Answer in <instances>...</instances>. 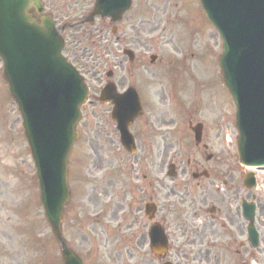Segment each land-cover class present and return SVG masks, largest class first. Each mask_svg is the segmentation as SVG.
<instances>
[{"label": "rangeland", "instance_id": "374dc122", "mask_svg": "<svg viewBox=\"0 0 264 264\" xmlns=\"http://www.w3.org/2000/svg\"><path fill=\"white\" fill-rule=\"evenodd\" d=\"M42 1L45 12L53 16L57 26L84 19L94 3V0ZM94 26V29L81 27L63 33L64 55L78 68L90 88V102L82 110V121L77 127L80 137L69 157L71 200L65 206L62 221L69 247L84 264L164 262L152 254L147 236L137 238L138 229L145 223L137 212L139 206L129 210L135 202V194L128 193L136 182L132 180H140L145 171L122 170L121 166L128 162L138 167V162H143L141 166L145 167L140 144L135 142V154L119 150L113 123L92 97L97 96L106 82V74L111 72L110 81L119 92L128 87L138 88L144 102L165 98L166 103H172V109L178 107L180 112H174L173 117L184 128L191 117L203 121L206 127L218 124L221 119L224 140L218 166L226 173L223 176L234 170V264H264V175H257L255 189L248 191L242 186L244 174L252 169L238 162L235 107L219 81L217 68L221 41L206 21L198 0H133L131 10L117 25L127 35L118 34L127 38L124 44L133 45L136 56L133 63L123 56L124 46L117 47L109 41L111 25L107 21L96 20ZM151 56L157 58L153 64ZM1 69L0 61V264H62L60 245L45 221L39 202L21 118ZM157 113L163 121L167 111L160 107ZM176 138L154 137V140L169 151ZM154 140L148 138L140 143L150 149ZM163 161L160 158L159 167H163ZM207 189L218 190L213 181L207 182ZM136 194L138 197L137 191ZM252 196L257 199L255 225L260 234L257 249L247 243L246 222L241 215V200L251 201ZM213 197L218 201L227 195L220 190ZM240 243L246 247L240 248ZM194 251L176 249L175 260L192 259L190 254ZM181 263L194 262L182 260Z\"/></svg>", "mask_w": 264, "mask_h": 264}, {"label": "water", "instance_id": "95a60500", "mask_svg": "<svg viewBox=\"0 0 264 264\" xmlns=\"http://www.w3.org/2000/svg\"><path fill=\"white\" fill-rule=\"evenodd\" d=\"M210 23L222 39L219 57L223 84L236 105L235 126L239 132V163L264 165V0H199ZM130 0H96L95 16L115 22L128 10ZM40 0H0V58L10 95L18 105L25 136L31 149L40 199L52 231L62 246L63 264H82L68 249L61 233L64 205L69 200L66 183L67 156L76 138L74 126L87 89L76 70L61 56L63 39L49 15L37 22ZM101 101L110 100L113 114L127 131L140 112L131 92L117 95L107 86ZM126 136L127 133H126ZM130 149L131 141L122 137ZM130 144V145H129ZM245 184L249 186V182ZM245 218L253 221L252 205H243ZM252 225V224H251ZM155 238H157L155 236ZM151 237V242L156 240ZM249 239L257 235L249 227ZM164 245L162 241L161 246Z\"/></svg>", "mask_w": 264, "mask_h": 264}, {"label": "flooded vegetation", "instance_id": "af4514ba", "mask_svg": "<svg viewBox=\"0 0 264 264\" xmlns=\"http://www.w3.org/2000/svg\"><path fill=\"white\" fill-rule=\"evenodd\" d=\"M126 40L119 38L117 41L125 43ZM95 105L103 107V115L110 121V106ZM141 105L142 114L130 130L135 142L140 144L139 151L145 157V167L141 166L143 162H138V167L128 162L123 163L125 167L121 166L122 170L145 171L140 180H132L136 182L128 190L130 195L135 194L136 202L130 205L129 210L133 211V206H139L137 212L145 220L137 231V238H146L150 227L158 225L168 238V253L176 264H183L182 260L193 264H234V170H228L229 175L223 176L226 173L218 166L224 140L221 119L218 124L206 127L203 121L191 117L187 128H184L176 124L173 117L174 112H180V109H172V103H166L165 98L154 103L142 102ZM160 107L167 111L163 121L158 118ZM179 134V138H176L175 135ZM154 137L176 139L167 151ZM148 138L155 141L150 149H146L145 144L141 145ZM118 146L119 150L125 152L119 143ZM160 158L164 160L163 167H159ZM210 181L215 183L216 189L219 184L220 189L208 192L207 182ZM220 190L227 197L214 201L213 196H217ZM146 204L153 207L154 219L151 222L144 215ZM208 219L210 224H207ZM183 248L195 249L190 254L193 255L192 259L186 260L185 257L175 260L176 249L181 251Z\"/></svg>", "mask_w": 264, "mask_h": 264}, {"label": "bare ground", "instance_id": "6f19581e", "mask_svg": "<svg viewBox=\"0 0 264 264\" xmlns=\"http://www.w3.org/2000/svg\"><path fill=\"white\" fill-rule=\"evenodd\" d=\"M264 175V173H262Z\"/></svg>", "mask_w": 264, "mask_h": 264}]
</instances>
